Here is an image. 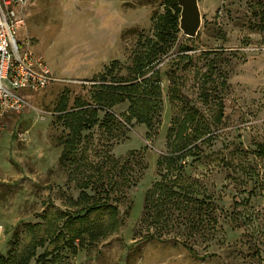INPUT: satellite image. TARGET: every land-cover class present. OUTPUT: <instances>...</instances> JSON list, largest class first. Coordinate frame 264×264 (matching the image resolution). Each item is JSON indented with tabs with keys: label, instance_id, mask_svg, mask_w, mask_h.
Here are the masks:
<instances>
[{
	"label": "rangeland",
	"instance_id": "obj_1",
	"mask_svg": "<svg viewBox=\"0 0 264 264\" xmlns=\"http://www.w3.org/2000/svg\"><path fill=\"white\" fill-rule=\"evenodd\" d=\"M199 5L198 34L169 29L174 37L156 67L159 124L149 128L134 119L130 125L123 115L128 103L119 104L109 128L99 122L82 131L75 161L65 165L58 103L68 98L71 107L76 97L89 96L91 85L132 76L135 56L156 40V25L169 12L180 17L181 7L173 0H32L26 6L17 38L66 81L24 91L26 105L6 119L0 255L13 256V264H264V152L257 146L264 143V0ZM99 115L102 121L104 112ZM186 115L210 121L223 115L199 159L185 164L186 182L211 195L212 205L206 213L193 206L187 219L179 207L164 216L154 209L144 219L172 119ZM164 171L171 179L176 174ZM94 199L98 210H82ZM67 218L74 222L70 231Z\"/></svg>",
	"mask_w": 264,
	"mask_h": 264
},
{
	"label": "trees",
	"instance_id": "obj_2",
	"mask_svg": "<svg viewBox=\"0 0 264 264\" xmlns=\"http://www.w3.org/2000/svg\"><path fill=\"white\" fill-rule=\"evenodd\" d=\"M173 1L177 6V0ZM165 17L164 24L156 25V40H149L145 43V51L135 56V68L132 76L128 78L113 76L109 80L103 79L100 83L91 85L88 90L89 96L76 97L74 105L71 107L67 106L68 98L58 103L57 118L63 126L62 131L65 137L62 140L64 147L60 155L63 165L75 161L74 156L78 150L82 131L91 129L99 122L104 124L107 129L117 120L114 108L119 104L128 103V108L123 113L128 124L131 125L134 119L139 123L146 124L149 128L159 124L162 110V90L159 77L155 78L160 75V70L156 67L162 60V56L167 53L170 41L174 37L169 29L173 31L179 29L177 15H172L169 12ZM150 71L153 72L145 77ZM100 112H104L102 121ZM222 117L223 115H217L213 121L201 119L200 115H186V119L183 120L172 119L166 135L167 148L158 160L157 170L160 178L145 195L144 219H148L151 214H154V209H158L157 212L161 215L163 213L164 216V213L172 207H179V213L187 219L192 216L190 212L194 209L193 206L200 210L199 212L202 211L201 213H206L207 209L211 207L212 196L196 188L194 182H186L184 178L185 164L187 158L192 157V161L199 159L203 143L209 144L214 138L211 133L212 124H220ZM188 129L190 131H187ZM257 146L259 151L264 152V143H259ZM126 167L127 165L124 163L122 169H127ZM164 168L170 172L174 170L173 174L176 172L172 179L169 177V173L163 172ZM137 181L136 177L127 183L134 187ZM87 186L85 181L83 188ZM158 190L159 192H157ZM100 207L98 199H94L86 209L82 210L91 213ZM64 223H67L68 231L72 230L74 222H71V218H67ZM80 232H83V229ZM182 244L193 256L198 257L191 246L186 243ZM11 258L13 256L0 255V264H13ZM21 261L23 264H28L29 259Z\"/></svg>",
	"mask_w": 264,
	"mask_h": 264
},
{
	"label": "built area",
	"instance_id": "obj_3",
	"mask_svg": "<svg viewBox=\"0 0 264 264\" xmlns=\"http://www.w3.org/2000/svg\"><path fill=\"white\" fill-rule=\"evenodd\" d=\"M32 0H0V139L10 113L27 103L24 91H38L66 81L52 71L28 41L17 38L24 25V10Z\"/></svg>",
	"mask_w": 264,
	"mask_h": 264
},
{
	"label": "water",
	"instance_id": "obj_4",
	"mask_svg": "<svg viewBox=\"0 0 264 264\" xmlns=\"http://www.w3.org/2000/svg\"><path fill=\"white\" fill-rule=\"evenodd\" d=\"M181 7L179 17L180 30L189 37H195L202 25V13L199 0H177Z\"/></svg>",
	"mask_w": 264,
	"mask_h": 264
}]
</instances>
